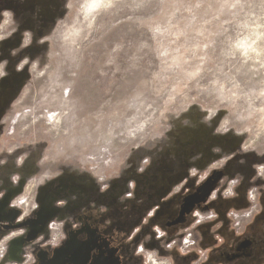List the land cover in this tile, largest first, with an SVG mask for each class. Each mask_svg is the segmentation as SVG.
<instances>
[{
  "label": "rangeland",
  "instance_id": "obj_1",
  "mask_svg": "<svg viewBox=\"0 0 264 264\" xmlns=\"http://www.w3.org/2000/svg\"><path fill=\"white\" fill-rule=\"evenodd\" d=\"M1 1L0 61L20 70L0 143L5 156L20 149L18 223L41 209L48 182L76 175L82 192L116 193L132 171L166 169L188 132L205 133L200 180L238 164L264 183V0ZM64 232L53 222L47 245Z\"/></svg>",
  "mask_w": 264,
  "mask_h": 264
},
{
  "label": "flooded vegetation",
  "instance_id": "obj_2",
  "mask_svg": "<svg viewBox=\"0 0 264 264\" xmlns=\"http://www.w3.org/2000/svg\"><path fill=\"white\" fill-rule=\"evenodd\" d=\"M196 150L203 153L205 143L187 140L186 148L182 150L183 158L187 159ZM202 153L195 158L198 160L184 162V170L190 177L191 171L197 168L196 179L177 181L176 161L169 157L170 164L166 169H156L154 165L151 174L138 181L134 176L136 171L118 180L116 193H111V185L103 189L87 183L85 195L77 194L75 198L83 183L78 176L70 178L68 186L65 177L55 180L52 185L47 184L49 198L44 200L37 215L32 214L23 221L29 223L23 229L24 235L40 233L54 218L65 227L70 219L86 214L91 217L101 238L85 245L80 242L78 248L72 249L77 252H64L63 255L72 256L78 264L82 261L78 251L88 246L100 249L99 257L103 260L99 264H115L113 255L110 257L108 253L111 248L119 252L120 262L116 264H149L139 254V247L152 253L159 263L165 259L169 264H264V202L261 194L264 183L253 178L242 201L235 193L211 194L208 201H217L221 206L197 210L194 202L203 196L195 189L205 164ZM213 176L212 180L215 179ZM124 184L127 186L123 188ZM45 189H42L43 193ZM127 189L128 193L125 192ZM250 191H255V201L250 198ZM55 197L59 201L51 203L49 199ZM94 199L96 203H93ZM191 206L193 210L185 224L178 222L182 219L181 211L187 212ZM6 208L7 202L0 201V225L19 224L13 220V213L9 214L8 221L3 217L7 214ZM6 233L0 229V235ZM187 235H190V245L185 248L183 240ZM202 257H205L204 261Z\"/></svg>",
  "mask_w": 264,
  "mask_h": 264
},
{
  "label": "crops",
  "instance_id": "obj_3",
  "mask_svg": "<svg viewBox=\"0 0 264 264\" xmlns=\"http://www.w3.org/2000/svg\"><path fill=\"white\" fill-rule=\"evenodd\" d=\"M2 62L0 61V143L3 141V133L6 128V118L8 114L11 111V107L16 101V99L19 96V83H17L16 77L17 72L20 71L16 68L15 73H11L10 71L2 68ZM22 88V87H21ZM23 89V88H22ZM5 138V137H4ZM4 145H8L7 141H4ZM3 148V147H2ZM19 150L9 152L7 153V156H5V153L3 149L0 148V201L7 202V214L4 213L3 217L7 218L9 217V214L13 213L14 219L16 221V214L19 215V211L12 206V198L10 195L12 193V190L18 187L13 185L17 182H24L26 181L23 176H21V172H18L19 167L16 165L13 159L14 157L19 153ZM16 154V155H15ZM6 160V162H3ZM10 171V172H8ZM219 172V171H218ZM218 172L214 173L218 175ZM192 174V173H191ZM198 173H193L191 176L193 178L197 177ZM205 175V170L201 172L200 176L198 177L195 185L196 193L205 195V186L208 185L207 182L212 180V176H205L203 180H200L202 176ZM218 180L214 184V188L211 189L207 194L208 196L211 194L220 195L223 194V190L227 187V185L230 182L236 183V188L234 189V193L238 196H240V193L237 192L241 183L242 178L240 176H221V178L217 177ZM206 180V185H205ZM212 180V181H213ZM260 183H263V181H260ZM47 184L52 185V182L46 183L44 186H46L43 197L44 200H47L49 198L50 194V188H48ZM68 186V185H66ZM92 187V186H91ZM98 187V186H94ZM93 187V188H94ZM13 188V189H12ZM249 188V187H248ZM207 189V188H206ZM67 190V188L65 189ZM87 190V189H86ZM10 191V192H9ZM126 193H128V189L125 190ZM248 192V189L245 190L243 193L244 195ZM10 193V194H9ZM16 193V192H15ZM82 191H79V194L81 195ZM83 197V195H81ZM50 202L53 201H59L56 197L50 198ZM207 201L200 205V207H196L197 210H213L218 207H220V203L217 201H208V197L206 199ZM93 203H96L95 199L93 200ZM34 214V213H33ZM37 215V214H36ZM35 216V215H34ZM39 218V217H37ZM8 221V220H7ZM59 221L57 218H54L49 222L47 233L45 235H40L38 232V236L36 239H33L31 241H27V237H25L23 230L17 231L22 232L20 236L10 238L12 233H6L0 235V241H3L5 238L9 237L10 239L7 242V248L6 253L4 255V258L0 261V264H56V262H60L63 258V254L66 251L78 248L80 242L82 244L89 243V242H95L96 240H100L101 236L96 231L95 226L93 224V221L91 220V217L87 216L86 214H80L78 219H70L69 223L66 224L64 227V233H65V239L62 242V244L57 248H51L47 245V236H48V230L50 228V225L55 222ZM17 222V221H16ZM60 222V221H59ZM62 223V222H61ZM16 234V232H14ZM40 235V236H39ZM81 236V237H80ZM100 237V238H99ZM82 238V239H81ZM112 254H113V261L116 264L117 262H120L118 257V251L111 248ZM34 258V261L31 262L30 257ZM100 258V257H99ZM98 262L101 263L103 259ZM203 261L205 260V257H202ZM31 262V263H30ZM120 264V263H119Z\"/></svg>",
  "mask_w": 264,
  "mask_h": 264
},
{
  "label": "trees",
  "instance_id": "obj_4",
  "mask_svg": "<svg viewBox=\"0 0 264 264\" xmlns=\"http://www.w3.org/2000/svg\"><path fill=\"white\" fill-rule=\"evenodd\" d=\"M49 2H50V0H49ZM51 2H53V0H51ZM0 3L2 4V1ZM3 5H4V2H3ZM27 21H28V19L25 22H27ZM187 134H189V136L186 135V137H185L186 140L191 139L192 142H194V143H199V142L205 143V133L202 134L200 131H198L196 133L188 132ZM210 135L213 136L212 133ZM184 144L186 146L187 145V141ZM179 153L182 155V151H179ZM201 153H202L201 150H196V151L190 153L189 154L190 156L187 159L183 158V157L179 158V161L176 163L177 172H178V176H179L177 181H181V180L184 181V180L196 179L197 178V177H195V178L190 177V175L185 172V170H184L185 169L184 162L185 161L190 162L192 160L193 161L198 160V159H195V158H197ZM204 154H205V151L202 153V156L205 157ZM236 166H237V170L233 171V172H228L227 169L219 171L218 172V177L221 178V176H230V177L240 176L242 178V180H241V183H240V186H239V189H238L237 192L240 193V197L238 199L242 201V199H243L242 196L244 195L243 193L245 192V190L248 189L249 185L253 181L254 175H253V171L252 170H249V171H247V173H244L242 166H238V164H236ZM150 169H148V167H146L144 170L136 172L135 175H134L136 180L138 181V180L144 178L145 176L151 174L150 171H152V169L151 170ZM195 169H197V168H195ZM204 170H205V164L201 168V171H204ZM199 171H200V169H199ZM65 185H67V184L65 183ZM20 191H21V189H19L16 193H19ZM79 191L80 190L76 191V194L74 195L75 198L78 196L77 194H79ZM261 194H262V201L264 202V188L262 189ZM81 195L84 196L85 195V191L82 192ZM69 198H73V197H69ZM263 205H264V203H263ZM241 206L242 205H239V207H241ZM111 252L110 251L108 252L109 255H113Z\"/></svg>",
  "mask_w": 264,
  "mask_h": 264
},
{
  "label": "water",
  "instance_id": "obj_5",
  "mask_svg": "<svg viewBox=\"0 0 264 264\" xmlns=\"http://www.w3.org/2000/svg\"><path fill=\"white\" fill-rule=\"evenodd\" d=\"M206 187L207 186H205V189H206ZM207 197H208V194L205 192V195H203L200 199L196 200L194 202V205H196V207H200V205H202V204H204L206 202ZM192 207L193 206H191L188 209L187 212L181 211L180 215H181L182 219H180V221H178V222H181V223L185 224L187 216L190 214L191 209L193 210ZM17 214H16V217H17ZM28 225H29L28 222L19 223V224H16V225H0V229L2 231L9 232V231L21 230V229L27 227ZM37 236H38V233H33V235L31 233V234L28 235L27 241H31V240L35 239ZM82 245H85V243L82 244ZM99 251H100L99 248L94 249V248H92L90 246L83 247L81 250L78 251L82 255V259H81L82 261L79 262V263L80 264H89L90 260L92 259L91 260V264L92 263L93 264H98V262L101 261V260H98ZM74 252H77V250L76 251H74V250H69L68 251L69 254L70 253H74ZM56 264H78V263H77V261H75V259H73L72 256L69 257L68 255H63L62 260H60V262H58V263L56 262Z\"/></svg>",
  "mask_w": 264,
  "mask_h": 264
},
{
  "label": "built area",
  "instance_id": "obj_6",
  "mask_svg": "<svg viewBox=\"0 0 264 264\" xmlns=\"http://www.w3.org/2000/svg\"><path fill=\"white\" fill-rule=\"evenodd\" d=\"M235 185L236 183L235 182H230L227 187L223 190V194H232L234 193V189H235ZM254 193L255 191H250L249 192V195H250V198L254 200ZM29 203L27 202L26 206L28 207ZM190 245V235H187L184 240H183V247H188ZM138 252L139 254H142L144 257H145V260L146 262H148L149 264H162V263H159L155 260V257L152 253H149L145 250H143L141 247L138 248Z\"/></svg>",
  "mask_w": 264,
  "mask_h": 264
},
{
  "label": "bare ground",
  "instance_id": "obj_7",
  "mask_svg": "<svg viewBox=\"0 0 264 264\" xmlns=\"http://www.w3.org/2000/svg\"><path fill=\"white\" fill-rule=\"evenodd\" d=\"M205 192L207 193L206 189H205Z\"/></svg>",
  "mask_w": 264,
  "mask_h": 264
}]
</instances>
